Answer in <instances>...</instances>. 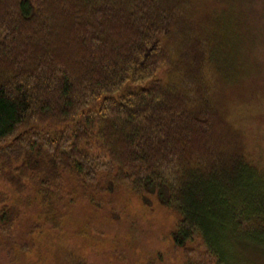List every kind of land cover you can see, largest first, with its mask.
<instances>
[{
  "label": "trees",
  "instance_id": "obj_1",
  "mask_svg": "<svg viewBox=\"0 0 264 264\" xmlns=\"http://www.w3.org/2000/svg\"><path fill=\"white\" fill-rule=\"evenodd\" d=\"M242 1L0 0V251L77 191L94 202L124 182L179 213L176 246L264 264L249 253L264 256V169L228 139L204 77L212 60L234 86L254 69L239 47L264 0Z\"/></svg>",
  "mask_w": 264,
  "mask_h": 264
},
{
  "label": "rangeland",
  "instance_id": "obj_2",
  "mask_svg": "<svg viewBox=\"0 0 264 264\" xmlns=\"http://www.w3.org/2000/svg\"><path fill=\"white\" fill-rule=\"evenodd\" d=\"M242 3L248 4L247 0ZM261 5L256 0L254 6ZM251 19L255 26L250 37H254L239 47L254 68L246 79L236 86L227 84L222 60H212L211 68L205 65L210 77L201 72L210 82L209 99L214 114L225 120L227 126H222L228 139L241 143L245 155L264 169V15L254 11ZM258 27L260 31L255 30ZM173 42L167 39L161 45L168 57L159 68L162 80L168 78L176 58ZM102 193L92 202L77 191L75 197L57 206L58 220H40L27 232V224L21 225L0 251V264H209L200 239L185 247L173 243L171 232L180 220L174 208L162 205L154 195L133 191L124 182ZM30 210L37 214L40 207ZM250 252L264 262L261 253Z\"/></svg>",
  "mask_w": 264,
  "mask_h": 264
},
{
  "label": "bare ground",
  "instance_id": "obj_3",
  "mask_svg": "<svg viewBox=\"0 0 264 264\" xmlns=\"http://www.w3.org/2000/svg\"><path fill=\"white\" fill-rule=\"evenodd\" d=\"M137 24V23H136Z\"/></svg>",
  "mask_w": 264,
  "mask_h": 264
}]
</instances>
